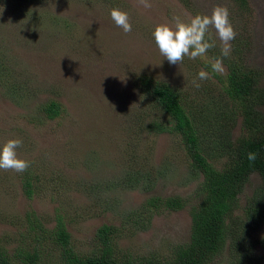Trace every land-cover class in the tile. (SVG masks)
Returning a JSON list of instances; mask_svg holds the SVG:
<instances>
[{"label":"rangeland","instance_id":"374dc122","mask_svg":"<svg viewBox=\"0 0 264 264\" xmlns=\"http://www.w3.org/2000/svg\"><path fill=\"white\" fill-rule=\"evenodd\" d=\"M246 1L254 12L252 28L236 21L233 0H150L149 9L137 0H0V66L5 67L0 146L20 138L17 156L30 162L23 173L0 170V248L12 253L37 246L47 252L41 264H65L62 247L53 243L59 218L75 250L84 254L102 249L97 232L114 226L112 253L120 261L153 257L165 262L190 242V209L203 174L192 167L180 135L149 129L152 123H169L140 78L172 86L187 108L199 99L219 97L224 86L219 79H228L229 63L241 64L247 56L245 63L258 70L263 89L264 0ZM218 5L228 8L236 32L231 53L223 58L225 73H214L209 63L221 56L214 29L206 39L210 36L216 46L205 57L169 64L155 44L154 27L171 25L175 15L184 21L210 15ZM112 8L128 13L131 32L115 25ZM201 69L209 78L197 80L200 86L195 87L192 82ZM51 101L61 105L55 119L44 111ZM193 110L208 115L207 110ZM260 110L264 115V106ZM232 123L233 141L254 132L241 115ZM225 161L216 159L213 165L220 170ZM137 172L139 182L131 176ZM239 196L236 215L245 218L252 197L264 203L261 176L251 175ZM175 197L183 199L184 208L149 207L151 199ZM37 223L47 236L34 227ZM244 238L254 246L250 264H264V224L250 228ZM230 245L231 237L209 264H230Z\"/></svg>","mask_w":264,"mask_h":264},{"label":"trees","instance_id":"16d2710c","mask_svg":"<svg viewBox=\"0 0 264 264\" xmlns=\"http://www.w3.org/2000/svg\"><path fill=\"white\" fill-rule=\"evenodd\" d=\"M233 1L237 5L234 12L236 21L252 28L253 9L246 0ZM249 28L246 30L251 31ZM236 44L238 52V49H241L240 42L236 41ZM246 59L247 56L242 59L243 65V62L229 63L228 79H219L224 85L219 97L209 98L207 101L199 99L201 102L198 105L188 104L187 108L179 99L178 91L172 86L153 81L151 77L140 78L147 96L152 97L154 106L167 117L169 123L168 126L152 123L149 129L154 133L169 132L180 135L181 144L192 167L203 174V183L196 193L197 200L190 209V242L177 249L172 260L165 262L156 261L153 257L133 262L120 261L112 253L115 245L114 226L104 225L97 232L96 242L102 249L97 248L96 253L84 254L75 250L71 234L65 222L59 218L54 230L57 238L53 243L57 249L62 247L61 258L65 264H209L226 246L229 237L230 249L234 250L230 264H250L249 257L253 255L254 246L244 237L250 228L264 224V203L261 199L252 197L246 205L248 207L245 208V218L237 216L236 213L239 209L240 192L249 177L257 173L264 181V115L260 110V107L264 106V88L259 89L258 80L261 75L258 70L246 65ZM4 69L5 67L0 66L1 80L5 77ZM193 107L201 111L207 110V117L204 118L203 113H195ZM44 111L49 119H55L61 113V105L51 101ZM238 115L243 116L244 126L254 129V132L250 136L233 141L230 127L233 124L232 119L236 120ZM248 152L257 153L254 162L247 159ZM222 158L226 161L218 170L213 164L216 159ZM139 173L131 175L137 182ZM26 187L27 195L31 197L34 192L31 184L28 182ZM149 205L155 210L163 205L180 210L184 208L185 203L182 198L175 197L151 199ZM32 227L31 224L30 228ZM34 227L47 236L41 223L35 224ZM244 245L247 249L245 252L241 248ZM45 254L47 252L39 250L37 246L30 250L17 248L12 253L6 248H0V264H41ZM49 254L51 257V252Z\"/></svg>","mask_w":264,"mask_h":264},{"label":"clouds","instance_id":"9594fccd","mask_svg":"<svg viewBox=\"0 0 264 264\" xmlns=\"http://www.w3.org/2000/svg\"><path fill=\"white\" fill-rule=\"evenodd\" d=\"M137 4L145 9L152 7L150 0H137ZM110 17L115 25L124 33L132 31L127 12L118 8L110 9ZM173 23L157 24L152 31L155 44L160 54L169 62L177 65L185 57L195 60L198 57H205L209 49L216 46L215 40L206 35L210 29H214L217 38L221 43V56L209 61L214 73L223 75L225 68L223 58L231 53V41L235 39L236 32L229 20V10L226 6H215L211 14H197L188 21L180 16L172 17ZM209 78V73L201 69L196 79L193 80L195 87H199L197 80L203 81ZM23 141L20 138L9 139L0 146V170L23 173L30 167V162L17 156V148L22 147ZM247 159L254 162L257 153L248 152Z\"/></svg>","mask_w":264,"mask_h":264}]
</instances>
